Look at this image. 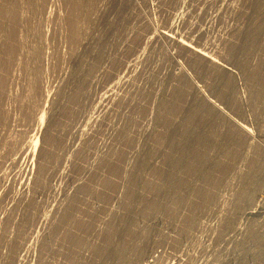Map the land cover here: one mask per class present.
Wrapping results in <instances>:
<instances>
[{
    "label": "rangeland",
    "instance_id": "1",
    "mask_svg": "<svg viewBox=\"0 0 264 264\" xmlns=\"http://www.w3.org/2000/svg\"><path fill=\"white\" fill-rule=\"evenodd\" d=\"M262 198L264 0H0V264H264Z\"/></svg>",
    "mask_w": 264,
    "mask_h": 264
},
{
    "label": "bare ground",
    "instance_id": "2",
    "mask_svg": "<svg viewBox=\"0 0 264 264\" xmlns=\"http://www.w3.org/2000/svg\"><path fill=\"white\" fill-rule=\"evenodd\" d=\"M181 1V0H180ZM182 4V3H181ZM180 19V18H179ZM173 22V21H172ZM176 25V24H175ZM172 26V25H171ZM170 26V27H171ZM163 36H165V37H167V38H170V41H171V39H173V36L171 35V34H168L167 33V31L166 32H163V34H162ZM175 39V38H174ZM172 41H178L177 43H179L180 42V40H172ZM182 42H184V41H182ZM184 45L187 47V50L192 54V55H195L196 57H200V58H202V59H206V60H211V61H215L210 55H209V53H207L206 51H203L202 49H200V48H196V47H194V46H190L189 44H187L186 42H184ZM184 46V47H185ZM204 49V48H203ZM205 61V60H204ZM216 62V61H215ZM214 62V63H215ZM180 65V64H179ZM182 65V64H181ZM180 65V67L179 68H181V70L186 74V76L188 75L187 73L188 72H186V70H184V68L182 67ZM217 66L218 67H220V68H223V69H226V70H230L231 71V69H230V67L228 68L227 66H225V65H223V64H221V63H217ZM127 70L128 69H126L125 71L127 72ZM180 70V71H181ZM125 71H123V73L118 77V79H117V83L119 82V81H122L121 79H123L121 76L123 75L124 76V74L126 73ZM126 77V76H125ZM188 77H190V76H188ZM192 78V77H191ZM97 81V80H96ZM96 83V82H95ZM121 83V82H120ZM115 87V86H114ZM118 87V86H117ZM107 91V90H106ZM198 91L200 92V94L202 95V97L204 98V100L206 101V103H209L212 107H215L220 113H221V115H223L224 117H226V118H228L230 121H231V123L236 127V129L240 132V133H242L247 139H250V138H252L253 137V133H252V131L248 128V126L247 125H245V124H242V123H240V122H237L236 120H234L233 118H231V116L229 115V113H227L224 109H223V107H221V106H219L214 100H211L210 98H208V96H206V94L205 93H203L202 92V90H201V88L199 89V86H198ZM108 93V92H107ZM205 95V96H204ZM107 97V96H106ZM105 99V98H104ZM113 99V98H112ZM111 100V99H110ZM109 100V101H110ZM106 102H108V101H106ZM109 103V102H108ZM107 103V104H108ZM103 105V104H102ZM41 122V121H40ZM263 133V132H262ZM34 150H35V148H34ZM238 173V172H237ZM262 200H263V198H262ZM262 200H260V201H262ZM264 201V200H263ZM201 226V225H200ZM28 245V244H27ZM28 247V246H27ZM29 248V247H28ZM27 249V248H26ZM16 250V249H15ZM29 250V249H28ZM25 253L23 252L22 254H21V256H23ZM19 262V261H18Z\"/></svg>",
    "mask_w": 264,
    "mask_h": 264
}]
</instances>
